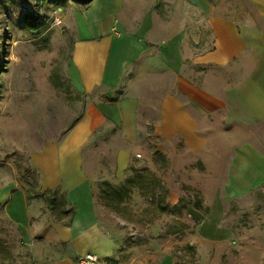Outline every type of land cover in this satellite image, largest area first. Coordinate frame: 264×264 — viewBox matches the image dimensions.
Wrapping results in <instances>:
<instances>
[{"label":"rangeland","instance_id":"obj_1","mask_svg":"<svg viewBox=\"0 0 264 264\" xmlns=\"http://www.w3.org/2000/svg\"><path fill=\"white\" fill-rule=\"evenodd\" d=\"M150 1L156 11L172 0ZM85 2L0 0V264H79L85 253L96 256L94 264H156L167 254L174 264H264V183L235 196L225 191L233 145L252 135L264 152V122L236 126L221 110L197 116L207 143L191 150L179 137L153 132L155 86L141 93L136 142L106 122L84 149L81 171L104 187L97 204L106 207L93 214L90 204L83 216L100 213L103 225L116 224L100 228L115 231L116 252L103 257L90 249L95 243L57 238L76 214L56 178L59 142L87 105L134 95L124 86L81 93L73 84L74 14ZM129 144L131 164L119 180L116 152ZM38 211L50 219H37Z\"/></svg>","mask_w":264,"mask_h":264},{"label":"crops","instance_id":"obj_2","mask_svg":"<svg viewBox=\"0 0 264 264\" xmlns=\"http://www.w3.org/2000/svg\"><path fill=\"white\" fill-rule=\"evenodd\" d=\"M155 4L88 0L74 14L71 80L78 91L91 93L101 86L111 93L124 86L134 94L111 95L106 102L87 105L59 142L56 178L68 189L76 214L70 222L73 227L60 225L57 238L95 243L90 249L103 257L116 252L117 242L115 231L100 228H116V224L103 225L100 213L83 216L90 204L93 214L106 207L97 204L104 187L100 189L81 171L84 149L96 129L110 122L128 141L136 142L139 99L153 86L161 92L155 102L153 132L162 139L179 137L191 150L207 143L197 116L221 110L224 121L236 126L264 122V0H172L154 11ZM251 137L233 145L226 170L227 195L264 183V152ZM129 147L132 144L116 152L117 179L131 164ZM108 187L110 194L113 185ZM46 215L38 211L36 218L45 220ZM156 264H174L173 256L167 254Z\"/></svg>","mask_w":264,"mask_h":264},{"label":"trees","instance_id":"obj_3","mask_svg":"<svg viewBox=\"0 0 264 264\" xmlns=\"http://www.w3.org/2000/svg\"><path fill=\"white\" fill-rule=\"evenodd\" d=\"M33 1L35 2L36 5H38V6H43L44 4L47 3L48 0H33ZM81 1H82V0H81ZM87 1H88V0H86V2H87ZM86 2H85V3H86ZM24 17H25L26 19H29V18H35V17H32V16H31L30 12H29V13L27 12L26 14H24ZM81 115H82V113L79 114V116H78V118L76 119V121L81 117ZM76 121H75V122H76ZM72 125H73V124H72ZM72 125H70V127H71ZM70 127H69V128H70ZM69 128H68V129H69ZM125 188H126V186L124 187L125 195L122 196L120 200H122L123 198H125V197L128 196V194H129V189L126 190ZM111 190L114 191V188L111 187ZM113 193H114V192H113Z\"/></svg>","mask_w":264,"mask_h":264},{"label":"built area","instance_id":"obj_4","mask_svg":"<svg viewBox=\"0 0 264 264\" xmlns=\"http://www.w3.org/2000/svg\"><path fill=\"white\" fill-rule=\"evenodd\" d=\"M96 261V256L90 253L81 254L77 257L79 264H94Z\"/></svg>","mask_w":264,"mask_h":264}]
</instances>
